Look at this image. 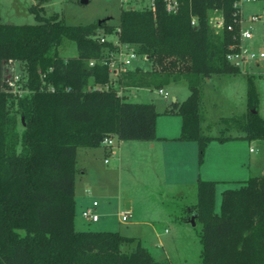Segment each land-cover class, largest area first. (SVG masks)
<instances>
[{
	"label": "trees",
	"instance_id": "obj_1",
	"mask_svg": "<svg viewBox=\"0 0 264 264\" xmlns=\"http://www.w3.org/2000/svg\"><path fill=\"white\" fill-rule=\"evenodd\" d=\"M176 1L175 12L167 10L165 0H153L154 10L152 5L123 8L116 26L107 21L70 25L58 13L47 17L33 6L34 24L0 22V264H171L140 242L123 251L122 245L136 238L119 231L76 228L79 147H100L114 137L158 138L155 104L131 101L117 86L185 82L190 94L174 101L170 112L182 117L177 139L198 143L199 163L212 140H264L252 75L248 112L222 120L242 135L210 136L202 128L205 81L241 72L227 59L241 42L237 0ZM215 12L224 17L222 29L211 22ZM99 29L134 45L151 67L123 70L117 86L112 84L109 65L101 60L116 47L113 40L99 41ZM69 41L76 43L77 56L60 54ZM10 60L27 72L28 91L20 97L5 87L3 66ZM241 182L222 192L219 212L217 181L199 178L196 183L197 201L187 219L202 223L201 264H264V174Z\"/></svg>",
	"mask_w": 264,
	"mask_h": 264
},
{
	"label": "rangeland",
	"instance_id": "obj_2",
	"mask_svg": "<svg viewBox=\"0 0 264 264\" xmlns=\"http://www.w3.org/2000/svg\"><path fill=\"white\" fill-rule=\"evenodd\" d=\"M152 4L153 0H89L88 3H82L81 0H0V22L34 24L37 19L36 14L31 11L33 6L47 17L58 13L70 25L89 24L107 18L108 25L116 26L120 23L123 8L141 9ZM239 6L242 21L240 30L250 29L253 33L252 38L241 42L247 47L264 50V0H241ZM254 14H258L260 18L252 20ZM99 32L109 40L116 39L113 33L106 34L103 29H99ZM60 54L64 57L77 56L76 43L69 41L66 47L60 49ZM150 67L151 62L143 56L134 59L129 65L131 70H148ZM239 69L241 72L238 74L214 75L203 84L201 113L204 134L242 135L235 128L225 125L222 120L248 112L249 75L253 76L258 93V112L264 118V60L258 64L245 61ZM22 71L19 61L3 66L4 76ZM111 79L117 86V78L113 76ZM162 88L168 91V97L159 94L158 87H141L135 89L136 94H130L129 100L154 103L160 113L157 117L159 131L168 135H180L182 117L177 112L171 113L170 108L174 96L179 101L187 98L190 94L189 87L185 82H180ZM231 140H236V144H246L245 155L252 157V166L264 163L262 139L248 140L240 137L227 141ZM212 141L213 146L221 145L222 142ZM143 142L145 141L120 140L114 137L115 153L110 148L104 149V145L99 148L79 147L78 166L86 167L87 170L77 176L76 228L119 231L136 238L134 243L122 245L123 251H132L140 242L158 260L171 264H201L202 223L196 221L194 224L187 219L189 208L197 201L196 185L181 187L169 171H166V175L162 174L159 164L154 169V150H148L146 147L149 145ZM194 144L198 146L197 142ZM250 147L255 152L249 153ZM207 149L208 146L206 151ZM84 150L91 151L89 157L84 156ZM197 150L199 158V148ZM241 183L217 180L218 212L222 192L227 188L239 187ZM94 201L98 202L96 211L100 216V220L96 222L89 221L82 215L83 210L92 206ZM127 202L132 204L131 215L127 221H121L120 213L128 211Z\"/></svg>",
	"mask_w": 264,
	"mask_h": 264
},
{
	"label": "crops",
	"instance_id": "obj_3",
	"mask_svg": "<svg viewBox=\"0 0 264 264\" xmlns=\"http://www.w3.org/2000/svg\"><path fill=\"white\" fill-rule=\"evenodd\" d=\"M17 12L19 13L18 8ZM125 94L128 98L130 97L129 90H126ZM173 100L181 102L177 96H174ZM157 136L158 138L155 140L143 142L149 145V147H146L148 150H154V169L159 164L162 168V174L166 175V171H169L181 187L188 184L196 185L199 178L232 182L244 181L250 176L264 174V163L255 167L252 166V157L245 155L246 144H236V140L221 142V145L218 146H213V141L210 142L203 163H199L198 146L196 147L194 144L196 141L178 140V134L168 135L161 133L158 123ZM104 149L109 148L104 146ZM251 149L250 147L249 153L255 152ZM90 153L91 151L89 150L83 151L84 156L87 157L90 156ZM81 170V173L84 174L87 169L82 167ZM127 204H130V208L127 207V209L131 213L132 204L131 202H127Z\"/></svg>",
	"mask_w": 264,
	"mask_h": 264
},
{
	"label": "built area",
	"instance_id": "obj_4",
	"mask_svg": "<svg viewBox=\"0 0 264 264\" xmlns=\"http://www.w3.org/2000/svg\"><path fill=\"white\" fill-rule=\"evenodd\" d=\"M241 0H237L235 3V6H239V2ZM167 5V10L170 12H175L177 10L178 3L176 0H165ZM152 9L154 10V5L152 4ZM260 16L258 14L252 15V20L259 19ZM193 24L196 23V19H193ZM211 22L213 26L216 29H222L224 27V17L222 13L215 12L211 16ZM242 23V21H241ZM231 29V26L228 27ZM253 33L250 29L240 30V40L243 39H250L252 38ZM106 37L104 35L99 36V41L101 43H104L106 41ZM114 46L116 47L113 51H107L105 52L104 57L102 58V62L109 65V70L111 74V78L115 76L116 78L119 76V74L123 71L129 68V65H131L132 61L139 56H143L144 58H147V55H140L134 45L122 43L120 42L117 37L115 40H113ZM235 49V47H234ZM227 59L235 66L241 67L243 65V62H253V63H260V61L264 60V50L263 49H256V48H250L244 45L243 42H240V45L238 47V50H234L229 52L227 55ZM15 60H10L8 63L12 64ZM94 64V61H91V65ZM27 81V72L22 71L21 73H16L14 75H6L5 76V87L6 90L11 93L14 97H20L23 96L25 93H27V87H25V83ZM114 82H112L113 84ZM136 87L131 88H124L118 86L119 94L122 96H126L125 91L129 90L130 94H136L135 91ZM159 94H161L164 97H168L169 93L164 88H159ZM128 97V96H127ZM113 139L114 138H106L103 141V145L107 148H110V150L113 151ZM253 150V149H251ZM115 153V151H113ZM108 160L106 159V162ZM98 206V202L94 201L92 206L86 207L82 215L89 221L96 222L99 220L100 216L96 211V207ZM131 215L130 210L124 211L120 213V220L121 221H127L128 217Z\"/></svg>",
	"mask_w": 264,
	"mask_h": 264
},
{
	"label": "water",
	"instance_id": "obj_5",
	"mask_svg": "<svg viewBox=\"0 0 264 264\" xmlns=\"http://www.w3.org/2000/svg\"><path fill=\"white\" fill-rule=\"evenodd\" d=\"M89 0H81L82 3H88ZM130 8V7H128ZM108 19L107 18H104L102 20H99V24H102L103 22H106ZM253 111H256V110H253ZM127 207L130 208V204H127ZM192 222L195 224V221L194 219H192Z\"/></svg>",
	"mask_w": 264,
	"mask_h": 264
}]
</instances>
